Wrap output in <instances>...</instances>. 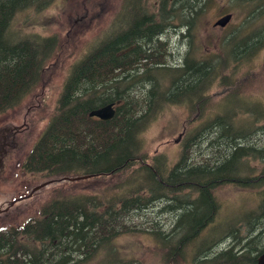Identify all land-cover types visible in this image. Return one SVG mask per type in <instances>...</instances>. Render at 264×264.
<instances>
[{
	"label": "trees",
	"instance_id": "16d2710c",
	"mask_svg": "<svg viewBox=\"0 0 264 264\" xmlns=\"http://www.w3.org/2000/svg\"><path fill=\"white\" fill-rule=\"evenodd\" d=\"M50 1L0 0V114L16 107L30 92L43 59L53 50V38L10 40L12 19L20 11L38 10ZM140 2L132 1L135 19ZM156 2L158 18L153 11L147 13L151 32L145 36H152L147 48L137 44L128 49L124 16L119 37L111 34L72 66L55 114L26 161L29 166L39 165L25 167L27 171L45 174L50 183L68 181L65 176H85L68 182L92 180L102 185L91 192L59 191L38 216L0 230V264H94L98 258L95 264H106L117 238L137 231L150 235L159 246L160 264H183L189 249L194 260L202 254L203 264H256L264 251L260 234L264 233V145L255 143L258 134H264V103H259L264 100L251 101L246 89L245 101L236 90L241 101L224 102L231 93L216 109L207 105L216 82L226 83L229 77L232 82L227 70L252 62L264 48V27L248 23L253 12L262 11H249L245 23L250 30L231 31L215 54L193 57L188 49L182 62L173 65L163 60L171 54L163 30L179 26L184 37L204 13L205 0ZM159 27L162 41H156L153 32ZM109 103H114L112 118L88 116L92 109ZM170 105H183L188 115L197 107L200 112L182 127L179 157L166 167L164 159L145 150L142 134ZM207 110L214 114L205 118ZM202 141L211 151L194 161L193 149ZM255 161L262 168L254 172L250 167ZM228 188L253 191L258 199L256 216L234 219L230 229L220 234L217 228L212 230L211 239L201 243L204 251L195 252L194 241L215 221L219 193ZM161 201L177 212L168 230L156 227L154 221H147L146 228L133 223L134 213ZM191 209L201 217L193 229L182 231L189 227L190 221L184 219ZM225 235L231 242L213 252L211 247ZM113 264L139 263L119 254Z\"/></svg>",
	"mask_w": 264,
	"mask_h": 264
},
{
	"label": "rangeland",
	"instance_id": "374dc122",
	"mask_svg": "<svg viewBox=\"0 0 264 264\" xmlns=\"http://www.w3.org/2000/svg\"><path fill=\"white\" fill-rule=\"evenodd\" d=\"M132 1L128 0V3L124 4L125 0H51L49 4L38 10H23L13 17L8 34L10 40L29 38L35 41L53 38L54 42L53 50L42 61L41 73L31 86L30 92L21 99L16 107L0 114L1 135L12 126L20 125L25 117L27 123V128L23 130L25 133H17L15 136L18 138V142L24 134L28 136L27 145L22 148L23 151H28L32 147L55 114L58 99L72 66L98 43L104 41L111 34L117 33L120 28V19H123L124 16V23L130 24L134 20L129 15V11L134 8ZM156 1L141 0L140 4L148 14L153 11L158 18ZM236 4L237 0H205L204 13L199 16L188 32H184V37L180 35L182 32L179 26L166 29L163 40L167 43L164 45L165 47L167 45L171 54L166 58L162 55L163 60L166 63L178 65L182 62L188 49L193 57L210 56V53L213 55L221 48L223 40L231 31L245 27L243 32H248L250 27L246 26L245 19L249 11L242 10ZM224 18H226L224 24L216 26L217 21ZM249 22L251 26L264 27V11L253 12ZM187 33L189 36H186ZM158 51L160 52L161 48ZM263 59L264 48L252 62H244L240 67L235 65L233 68H229L227 73H230L232 82L229 83L230 77L226 83L222 80L216 82L209 92L210 99L207 105L216 109L222 99L231 93L224 100V102L227 101V104L231 105L241 101L239 96L245 101L246 89L248 99L251 101L264 100ZM236 90L239 96L237 92H234ZM250 94L251 96H249ZM259 103L262 104L264 101ZM199 112L197 107L194 112L188 115V111L183 105L167 106L143 132L145 150L150 156L161 157L160 159H164L166 162V167H171L179 157L182 127ZM213 114V111L207 110L204 117L208 118ZM194 123L196 125L197 122ZM13 135H10L7 142L12 139L16 141ZM257 137L255 143L264 145V134L259 133ZM207 145L202 141L199 147L193 149L194 161H198L200 157L211 151ZM215 153L213 152V154ZM245 168L247 170V167ZM250 168L255 172V169L258 171L262 167L255 161ZM17 171L18 173L14 175L8 171L6 175L3 174L0 177V207L26 195L33 187L49 180L45 174L31 175L18 168L14 169V172ZM67 182L64 180L47 184L31 197L24 198L9 207L6 206L7 208L4 209L6 212H0V230L22 225L30 218L38 216L40 209L51 198V195L59 191L67 193L91 192L97 191L102 185L101 182L92 180H79L73 185ZM219 194L221 201L219 213L215 221L201 233L198 240L194 241L195 252L204 251L205 246L201 243L203 241L207 243L211 239L212 230L217 228L216 234H220L222 231L230 229L234 219L241 217L247 221L256 216L257 212H254V207L258 204V199L253 191L228 188ZM164 207L165 202L161 201L149 207L145 212L134 213L132 215L134 216L133 223H136L139 228H146L147 221H154L157 222L156 227L160 226L163 231L168 230L177 212ZM185 214L184 221L190 222L189 227L183 228L182 231L193 229L194 221L201 217V214L192 209ZM260 234L263 235L261 238L264 241V233L260 232ZM229 241L231 242L230 237L225 235L215 242L211 250L213 252L220 251ZM159 250V246L154 243L150 235L141 231L133 232V234L117 238L106 264L118 261L119 254L125 259H133L139 264H160ZM194 256L192 250L189 249L185 254L186 259L183 264H203L200 262L202 254L195 260ZM96 261L92 263L95 264Z\"/></svg>",
	"mask_w": 264,
	"mask_h": 264
},
{
	"label": "flooded vegetation",
	"instance_id": "af4514ba",
	"mask_svg": "<svg viewBox=\"0 0 264 264\" xmlns=\"http://www.w3.org/2000/svg\"><path fill=\"white\" fill-rule=\"evenodd\" d=\"M239 7H241L244 11H264V0H237V4ZM134 6V5H133ZM137 9H140V13L138 14L137 18L135 19V7L129 11V15L134 18V21L130 22L128 24V40L130 44L128 45V49L133 50L136 45L142 44L144 47L143 49L148 47V44L152 41V36L147 37L145 35H148L149 32H151L150 28V17L148 16L147 12L144 10L143 6L141 4L137 7ZM163 28L159 27L155 31L156 35V41H162L160 36L162 35ZM121 32V29L118 28L117 34L119 37V34ZM165 33L166 30H163ZM127 49V50H128ZM162 47L161 51L162 52ZM23 124V125H22ZM27 128V123L25 120V117H23L22 122L20 125L12 126L11 128L5 130L4 134H0V177L3 174H7L8 171L12 172V175L17 174V172H14V169L18 168L20 171H24L25 173H29L31 175H38V172H29L25 169V167H39L38 164H34L32 166L27 165L26 161L29 157L32 149V147L28 151H23L22 148H24L27 145V139L28 136H22L20 141L18 142V138L15 136L17 133H25L23 130ZM14 134V135H13ZM10 135H13V138H16V141L14 139L7 142V140L10 138ZM8 170V171H7ZM11 201L7 202L3 206L0 207L1 212H6L4 209L5 207L10 203ZM16 203V202H15Z\"/></svg>",
	"mask_w": 264,
	"mask_h": 264
},
{
	"label": "water",
	"instance_id": "95a60500",
	"mask_svg": "<svg viewBox=\"0 0 264 264\" xmlns=\"http://www.w3.org/2000/svg\"><path fill=\"white\" fill-rule=\"evenodd\" d=\"M226 17H229V16H226ZM226 18L224 19H220L219 21H217V24L218 25H223L224 24V21H225ZM114 112H115V108H114V105L113 103H109L107 105H104L102 107H99V108H96V109H92L89 113H88V116L89 117H96L98 118L99 120H108L110 118H112V116L114 115ZM79 178H82V177H65V179L67 180H70V181H74V180H77ZM48 182H44L36 187H34L30 193L27 195V197L31 196V194L38 190L39 188L43 187L44 185H46ZM17 200H20V198H18ZM13 202L10 203V205H12ZM256 264H264V251L261 252L258 256H257V259H256Z\"/></svg>",
	"mask_w": 264,
	"mask_h": 264
},
{
	"label": "bare ground",
	"instance_id": "6f19581e",
	"mask_svg": "<svg viewBox=\"0 0 264 264\" xmlns=\"http://www.w3.org/2000/svg\"><path fill=\"white\" fill-rule=\"evenodd\" d=\"M166 208V207H165ZM168 209V208H167ZM173 211V210H172Z\"/></svg>",
	"mask_w": 264,
	"mask_h": 264
}]
</instances>
